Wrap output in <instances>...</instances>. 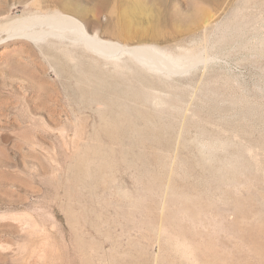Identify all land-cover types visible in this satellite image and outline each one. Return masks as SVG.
<instances>
[{
  "label": "rangeland",
  "instance_id": "obj_1",
  "mask_svg": "<svg viewBox=\"0 0 264 264\" xmlns=\"http://www.w3.org/2000/svg\"><path fill=\"white\" fill-rule=\"evenodd\" d=\"M54 11L74 14L105 39L208 60L183 73L146 72L162 101L152 109L156 130L134 127L118 140L98 130L91 139L101 105L87 108L67 91L44 53L60 47L3 27ZM126 64L115 79L147 93ZM71 65L80 78L84 59ZM99 82L103 93L119 95L118 85ZM158 129L172 138L169 149L155 143ZM201 151L210 163L200 162ZM83 165L100 166L104 186L76 178ZM258 239L264 0H0V264H264Z\"/></svg>",
  "mask_w": 264,
  "mask_h": 264
},
{
  "label": "bare ground",
  "instance_id": "obj_2",
  "mask_svg": "<svg viewBox=\"0 0 264 264\" xmlns=\"http://www.w3.org/2000/svg\"><path fill=\"white\" fill-rule=\"evenodd\" d=\"M3 27L6 28L9 32H11L12 36L26 39L35 45H41L47 42L48 44L53 43L54 45L60 47L59 51L56 48L53 49V47H48L46 50H44V53H45V57L47 56L48 59L50 60L49 64L52 65L55 73L59 77H62L63 79H65L64 81L67 84L65 88L67 89V91L71 89L73 91L72 95L74 97H78L79 102L83 103L87 108L91 109L92 103L101 105L96 110L98 119L94 121L92 125L93 130L90 133L91 139L96 137L98 130H104L111 138L117 139V140L119 138L125 139L124 137H129V134H131V132L130 131L128 132V130L129 129L132 130L134 127L136 129L139 126L140 130L142 129V131L144 129L143 127L150 129L148 131L156 130L154 127V124L156 125V121L154 124L152 123L154 127L153 129L152 127L151 128L149 127V125L151 124L150 122L156 120L157 118L156 117L154 119L156 115L154 116L152 109L157 105H162V101L160 100V98H158L157 92L154 91V85L151 82L152 78L148 76L146 72L148 71V72H151L152 74H154V72L183 73V72H186L192 69L197 64L208 60V57L204 56L200 52L193 53V54L181 53L180 55L172 56V55L167 54L164 50H162L155 44H150V43L127 44V43H122L119 40L117 41V40L102 38L97 33L91 31L81 19H79L77 16L67 11L32 12V13L25 14L23 16L15 17ZM189 53H192V52H189ZM78 59H84L85 61V66L83 67L84 71L83 73H81L80 78H79V75L77 77V75L73 74V72L71 71V66L73 65V64L71 65V62L72 61L75 62ZM126 62L130 63L128 67L131 71L134 72L133 74L134 78L138 81V83L141 84L140 86L142 88L147 89V93H145L146 91L145 92L141 91L142 92L141 93L135 90V88H131V87L129 88L125 86L126 84L123 85L120 81H118V79H115V77L113 76V73L121 68L123 69V67L127 65ZM123 63H125V65H123ZM99 79H101L102 81L105 80L108 84H110V86L113 84L118 85L119 86L118 92L120 95V98H119L120 100H118L119 95H117V97H114L111 94L103 93L102 88L104 87H102L103 84L100 85L101 82H99ZM71 80L76 81L75 84H72L74 85L73 87L70 86ZM93 80L95 81L97 80L96 82H98L99 84L98 86H100L99 88L98 86H95V83L92 84ZM107 85L105 84V88L107 87L108 89ZM94 86L96 88H94ZM94 92L97 95L99 94L100 96L97 97L96 94H94ZM91 98H92V102H90ZM95 126L97 128H94ZM159 126L160 125L158 124V128ZM114 127H121V128H124V130L116 131L114 130L116 129ZM161 130L158 129L156 133L152 132V134L156 135V137L154 135H152V137L156 139L152 137L151 138L155 140V143L159 142V140L161 139L162 143H164L166 147L169 149L171 146L172 138L170 136H164L162 138V136L158 133L159 131L161 132ZM100 136H101V133H100ZM149 136L151 135L149 134ZM180 136L181 135L179 133L178 136L176 137V140L175 141L173 140V145H174L173 152L175 155L178 154V151L180 147L182 146V145L179 146L181 143ZM133 140H136V139H133ZM149 147L151 149V146ZM86 148H87L86 146L83 147L84 150ZM105 148H108V147H105ZM108 149L110 150V145ZM94 153L96 152L94 151ZM128 155H129L128 150L125 149L124 151H122L123 161L127 165L130 164V161L128 160ZM200 155H201L200 162L205 163L208 161L210 163L209 161L210 159L208 160L207 155L205 154L204 151H201ZM111 156L112 155H110V158ZM76 159L79 162L82 161L80 156H78ZM190 167L191 166H189V168ZM100 170H101V167L98 165L93 166V167H85L83 165L78 170L76 174V178L80 180H84L86 177L92 176L96 180L97 184H102V182L99 183L100 181H98L101 177ZM144 175L145 174H143V176ZM102 185L104 186V184ZM168 186L169 185L166 184V187ZM253 241H256L257 243H260V244H264V240L262 241L258 239V240H253ZM169 243H170V240H169ZM159 244H160V237H158L156 241V245L158 246Z\"/></svg>",
  "mask_w": 264,
  "mask_h": 264
}]
</instances>
